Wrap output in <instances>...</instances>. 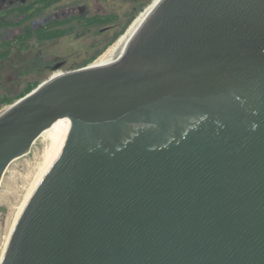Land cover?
<instances>
[{
    "label": "water",
    "instance_id": "obj_1",
    "mask_svg": "<svg viewBox=\"0 0 264 264\" xmlns=\"http://www.w3.org/2000/svg\"><path fill=\"white\" fill-rule=\"evenodd\" d=\"M93 62L0 112V180L50 151L0 264H264V0H159Z\"/></svg>",
    "mask_w": 264,
    "mask_h": 264
},
{
    "label": "rangeland",
    "instance_id": "obj_2",
    "mask_svg": "<svg viewBox=\"0 0 264 264\" xmlns=\"http://www.w3.org/2000/svg\"><path fill=\"white\" fill-rule=\"evenodd\" d=\"M150 1L143 0L138 11ZM125 4L126 0H61L26 23L34 26L82 11H86V15L116 13L120 16L126 7ZM128 18L124 17L118 27L109 30H106V26L84 28L77 25L71 33L54 40L44 42L29 40L24 44H15L9 54L0 61V97L2 95L15 97L29 82L42 81L50 75H59L61 72L82 66L92 55H96L97 59L108 48L107 43L120 27L128 22ZM20 31L18 26L5 28L3 35L5 39L11 40ZM57 64H60L59 68L53 71L52 68ZM7 105L0 104V112ZM40 148L41 144L37 142L30 147L29 150L32 149V152L28 151L16 160L13 159L1 177L0 252L12 215L14 196L19 194L29 181Z\"/></svg>",
    "mask_w": 264,
    "mask_h": 264
},
{
    "label": "trees",
    "instance_id": "obj_3",
    "mask_svg": "<svg viewBox=\"0 0 264 264\" xmlns=\"http://www.w3.org/2000/svg\"><path fill=\"white\" fill-rule=\"evenodd\" d=\"M59 0H43L44 5L38 8V11L43 10L44 8L58 2ZM32 5L28 6H21L18 8L20 13H23L25 11H29L31 9ZM36 12L29 13L27 16L22 18L21 20L14 22V21H9L8 24L11 26L14 25H22V32L17 34L12 40L4 41V47L3 50L0 51V59L6 57L9 52L10 48L7 47V45L10 43H20L24 44L33 37L36 38L38 41H43V40H50V39H56L61 36L66 35L67 33H70L73 31L75 28V24L82 26V27H90V26H100L104 25L108 22H112L117 18L116 15H93L90 17H75L72 16L68 19H63V20H57L54 19L52 22L44 25L43 27L33 29L31 25L27 24L26 22L32 18L33 15H35ZM135 14L132 15L126 24L122 26V28L113 36V38L107 43V46L110 45L118 36L121 34L126 26L129 24V22L134 18ZM26 23V24H25ZM66 26V27H62ZM52 27L51 29H48ZM22 46V45H21ZM25 46V45H23ZM96 58V55H92L89 58H87L84 62L83 65L88 64L92 62ZM40 81L34 80L29 82L26 87L18 93L15 97H9L7 95H2L0 97V104H10L12 103L15 99L19 98L20 96H23L25 93L29 92L32 88H34Z\"/></svg>",
    "mask_w": 264,
    "mask_h": 264
},
{
    "label": "flooded vegetation",
    "instance_id": "obj_4",
    "mask_svg": "<svg viewBox=\"0 0 264 264\" xmlns=\"http://www.w3.org/2000/svg\"><path fill=\"white\" fill-rule=\"evenodd\" d=\"M60 1L61 0H59L58 2H56V3H54V4L50 5V6H48L46 8H44L41 11H38V8L41 7L42 5H44L43 0H0V51L3 50L2 47H4V41H8V39H5V37L3 35L5 28L10 29L11 27H17L18 26L20 28V30H21L20 33L22 32V25H14V26H11V25L8 24L9 21L17 22V21L21 20L22 18H24L25 16H27L29 13H33V12H36L37 11V13H35V15H33L32 18L30 19V20H32V19L38 17L40 14H42V12L45 9H47V8H49V7L57 4V3H59ZM142 1L143 0H126V4H125L126 7L123 9V11L121 12V15L120 16L118 14H116V13L93 14V15H103V16L104 15H116L117 18L115 20H113L112 22H108V23H106L104 25H100V26H106V28H107L106 30H109V29L118 27L122 23V19L124 17H129L130 18L132 15H134L138 11L139 4ZM28 5H32L31 9L29 11H25L23 13H20V11L18 10V8H20L21 6H28ZM80 10L82 11V9H80ZM93 15H86V11H84V12L82 11V12H80L78 14H71V15L65 17V18H61V19L54 18V19L63 20V19H68V18H70L72 16H75V17H90V16H93ZM54 19H51L50 21H47V22L42 23V24H38V25L36 24V25L32 26V28L33 29H37V28L43 27L44 25L52 22ZM74 25H75V27L77 26V24H75V23H74ZM62 27H66V26H62ZM80 27H82V26H80ZM90 27H93V26H90ZM51 28L52 27H50L48 29H51ZM84 28H87V27H84ZM121 28L122 27H120V29ZM67 34H69V33H67ZM30 40L38 41V40H36L35 37H33ZM50 40H54V39H50ZM44 41H48V40H43V41H38V42H44ZM15 44H17V43H12V44L9 43L7 45V47L10 48V50H11V48L13 46H15ZM4 58H1L0 61L3 60Z\"/></svg>",
    "mask_w": 264,
    "mask_h": 264
},
{
    "label": "bare ground",
    "instance_id": "obj_5",
    "mask_svg": "<svg viewBox=\"0 0 264 264\" xmlns=\"http://www.w3.org/2000/svg\"><path fill=\"white\" fill-rule=\"evenodd\" d=\"M158 1L159 0H151L150 3H148L142 9V11L140 13H138V15H136V17L133 19V21L130 23V25L125 30V32L122 35H120L119 38L114 43H112L97 59L94 60L93 65H101L116 50V48L145 20V18L149 14V12L153 9V7L156 5V3H158ZM52 76H57V75H52ZM37 142L41 144V148H40L39 152L37 153V158H36V161L34 162V166L32 167V172H31L29 181L27 182L25 187L21 190V192L14 196L15 202L13 204L12 215H11L10 222L8 225L7 233L4 237L2 249L0 252V258L2 256L4 249H5V246L7 244L8 239H9L10 233L14 227V223H15L18 211L20 209L24 194H25L31 180L36 176L39 165L46 160L48 154L50 153L47 145L39 136H37L35 138V140L31 144V147H33ZM31 150H28V151L32 152ZM17 158H15L14 160H16Z\"/></svg>",
    "mask_w": 264,
    "mask_h": 264
}]
</instances>
